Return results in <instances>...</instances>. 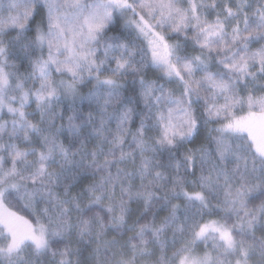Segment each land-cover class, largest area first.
I'll return each mask as SVG.
<instances>
[{
  "label": "snow or ice",
  "instance_id": "obj_1",
  "mask_svg": "<svg viewBox=\"0 0 264 264\" xmlns=\"http://www.w3.org/2000/svg\"><path fill=\"white\" fill-rule=\"evenodd\" d=\"M0 264H264V0H0Z\"/></svg>",
  "mask_w": 264,
  "mask_h": 264
},
{
  "label": "trees",
  "instance_id": "obj_2",
  "mask_svg": "<svg viewBox=\"0 0 264 264\" xmlns=\"http://www.w3.org/2000/svg\"><path fill=\"white\" fill-rule=\"evenodd\" d=\"M198 143H199V141H198ZM13 210L18 211V213L20 215H23L25 217V219H28L30 221H33L34 220V217H32L31 215H29V213L27 212V210H22V205L19 206V207H14Z\"/></svg>",
  "mask_w": 264,
  "mask_h": 264
}]
</instances>
